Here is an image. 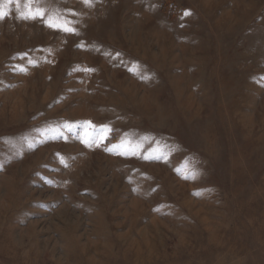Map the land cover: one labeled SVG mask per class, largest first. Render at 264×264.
Instances as JSON below:
<instances>
[{
  "label": "rangeland",
  "instance_id": "obj_1",
  "mask_svg": "<svg viewBox=\"0 0 264 264\" xmlns=\"http://www.w3.org/2000/svg\"><path fill=\"white\" fill-rule=\"evenodd\" d=\"M32 7L77 34L0 3V264H264V0Z\"/></svg>",
  "mask_w": 264,
  "mask_h": 264
},
{
  "label": "snow or ice",
  "instance_id": "obj_2",
  "mask_svg": "<svg viewBox=\"0 0 264 264\" xmlns=\"http://www.w3.org/2000/svg\"><path fill=\"white\" fill-rule=\"evenodd\" d=\"M4 0H0V3H3ZM8 3H13L15 2L17 5V18L23 19V20H36V19H41L45 20L46 26L53 28V29H58L61 31H64L69 34H77L75 32V29L70 26L71 22L64 18L61 15H56L55 17L49 16L45 17V12L41 8H35L33 9L32 5L36 4L39 2V0H7ZM83 5L85 7H92L94 5L95 0H81ZM23 5V10H21L20 5ZM71 15H76V13L71 12ZM191 13L188 11H185L183 13L184 17L189 16ZM6 18V13L3 10H0V20ZM28 63L35 67V62L29 60ZM17 71L20 72H25L26 70L24 68H17ZM88 71V70H86Z\"/></svg>",
  "mask_w": 264,
  "mask_h": 264
}]
</instances>
